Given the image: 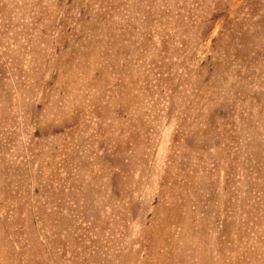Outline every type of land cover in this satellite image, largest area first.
<instances>
[{
  "label": "rangeland",
  "instance_id": "1",
  "mask_svg": "<svg viewBox=\"0 0 264 264\" xmlns=\"http://www.w3.org/2000/svg\"><path fill=\"white\" fill-rule=\"evenodd\" d=\"M0 264H264V0H0Z\"/></svg>",
  "mask_w": 264,
  "mask_h": 264
}]
</instances>
